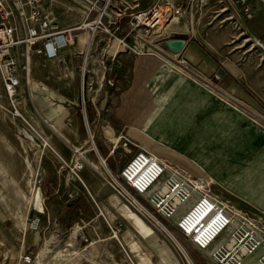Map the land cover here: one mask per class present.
<instances>
[{"label":"rangeland","instance_id":"obj_1","mask_svg":"<svg viewBox=\"0 0 264 264\" xmlns=\"http://www.w3.org/2000/svg\"><path fill=\"white\" fill-rule=\"evenodd\" d=\"M156 2L166 12V22L173 15L170 10L180 9L175 14L179 21L176 29L158 36L156 28L129 25V15L120 26L109 25L104 17L107 28L98 31L92 40L95 48L86 55L92 35L87 27L98 12L88 17L80 0H52L47 7L62 29H76L74 41L67 42L54 58L36 56L31 84L26 83L25 76L14 100L8 97L0 76V264H23L31 253V264H215L131 192L168 227L186 250L192 261L189 263L165 229L140 206L137 208L142 211L134 210L118 195L123 193L116 182L120 171L133 153L147 146L149 138L140 129L129 128L117 113L122 98L134 90L138 60L159 55L171 69L190 76L215 96L238 99L244 106L236 103V107L252 110L247 115L264 131V55L255 41L253 45L245 41L246 23L232 18L214 0H155L153 4ZM210 6L213 9L205 12ZM107 12L111 13V6ZM212 31L241 38L237 44L226 46L224 53L230 57L238 48L233 53L238 66H252L238 79L249 102L224 88L220 80L224 71L222 75L204 76L180 54L182 51L167 47L169 40L186 43L193 40V33L199 36ZM80 35H87L84 50L78 45ZM247 49L252 51L247 54ZM181 60L187 61V69ZM247 79L257 87L253 93L245 87ZM84 109L92 132L87 131ZM107 125L114 130L105 131L111 143L102 132ZM259 134L248 146L244 167L226 172V182L214 180L213 190L264 221V132ZM126 140L131 142V150L121 147L110 155L108 146L114 148L118 141ZM156 145H152L155 151ZM216 151H204L202 156L219 166L224 154ZM169 158L182 166L172 160L174 156ZM77 160L84 163L81 172L73 170ZM37 216L42 217V225L39 231H32L30 223Z\"/></svg>","mask_w":264,"mask_h":264},{"label":"built area","instance_id":"obj_2","mask_svg":"<svg viewBox=\"0 0 264 264\" xmlns=\"http://www.w3.org/2000/svg\"><path fill=\"white\" fill-rule=\"evenodd\" d=\"M112 1L80 0L88 10V17L93 12H98V16L87 27L94 34L93 38L99 30L107 28L103 23L104 17L108 19L109 25H117V20L107 12ZM214 1L224 6V11H229L232 18L241 20L252 19L255 4L264 6V0ZM51 3L52 0H0V76L4 89L12 100L18 96L22 85V70L26 73L24 76L28 73V68L20 67L15 54L19 46L24 47V57L28 64L31 53L48 58L56 57L62 48L57 45L58 37L63 36L71 43L75 39V28L62 29L56 23L53 12L47 7ZM170 12L173 15L169 18L177 17L175 14H179L180 9ZM121 16L122 14H118L117 19ZM129 16V25L143 26L148 30L159 28L166 22V12L160 2ZM96 21L98 23L95 25ZM69 38L70 41L67 40ZM50 45H54L53 54L48 52ZM179 63L188 68L187 61L181 60ZM224 99L238 110L240 109L236 107V103L243 105L234 98ZM249 111L252 112L247 107L242 112L248 114ZM84 112L86 115L85 109ZM253 122L256 123L255 119ZM131 145L127 140L118 141L115 148L110 147V155H114L121 147L129 151ZM83 169V161L77 160L73 170L81 172ZM116 182L125 196L134 199L132 192L143 198L155 214L170 223L197 250L208 254L215 264H264L263 219L238 209L233 203L216 194L211 176L195 175L146 148L133 153ZM164 188L166 191H163ZM174 200H177L176 203ZM147 212L154 221L158 220L151 212ZM176 218L178 219L175 220ZM41 225L42 217L37 216L31 221L30 229L39 231ZM179 248L185 253L186 250L181 244ZM33 261L34 256L31 253L24 258L23 264H31Z\"/></svg>","mask_w":264,"mask_h":264},{"label":"crops","instance_id":"obj_3","mask_svg":"<svg viewBox=\"0 0 264 264\" xmlns=\"http://www.w3.org/2000/svg\"><path fill=\"white\" fill-rule=\"evenodd\" d=\"M154 1L113 0L111 15L117 20L118 26L124 25L123 18L138 10L149 8ZM211 9L213 8L210 6L205 12ZM118 14H122L119 19H117ZM206 21L204 20L203 23ZM242 21L246 23L248 31L245 41L252 42L251 45L255 41L261 48V54L264 55V6L255 4L252 19ZM178 24L179 21L172 23L166 32L176 29ZM196 35L198 34L193 33L192 41L185 39L186 43L180 54L197 66L204 76L212 77L224 71L225 74L220 79L224 88L249 102V99L244 97V90L239 85L238 79L240 74L247 75L252 66L249 68V65H245L243 69L238 66V57L233 54L239 50L238 48L230 57L224 53L226 46L237 44L241 38L239 36L234 38L227 32L214 31ZM86 37L87 35L79 36L78 45L82 50ZM92 47L94 49L95 45L92 44L91 50ZM250 51L252 50L247 49V54ZM15 54L20 67L23 68L22 65L26 64L24 47L19 46ZM36 56L38 54L31 53L28 59L27 84H31L30 73L36 67ZM164 60L159 55L141 57L138 60V78L134 90L122 98L118 117L122 122L129 124V128L145 132L149 138L147 146L151 149L144 147L153 153L167 159L174 156L172 160H177L186 169L193 170V174H207L215 181L226 182L228 179L225 173H230L232 168L244 167L247 160L246 153L250 152L248 146L259 138V132L264 131L246 113L234 108L225 99L215 96L190 76L171 69ZM24 75L22 70V83L25 79ZM247 81L245 87L253 93L257 87L253 82H249V79ZM85 123L87 131L92 132L87 115H85ZM110 129L113 133L114 130L109 125L104 126L102 132L111 143L110 137L105 135V131ZM155 142L157 151L152 149ZM108 149L110 150L109 146ZM214 149L224 154L220 157L224 162H220L219 166L213 163L212 158L202 156L204 151L212 152ZM96 150L98 152V149ZM236 179L238 183L242 182L239 176Z\"/></svg>","mask_w":264,"mask_h":264},{"label":"bare ground","instance_id":"obj_4","mask_svg":"<svg viewBox=\"0 0 264 264\" xmlns=\"http://www.w3.org/2000/svg\"><path fill=\"white\" fill-rule=\"evenodd\" d=\"M98 20V19H97ZM174 22H178V17H171L170 19H169V21L168 22H165L164 23V25H163V27L162 28H156L157 29V31H156V33H157V35L158 36H160V35H162V34H164L165 32H166V30H167V28L172 24V23H174ZM98 23V21H96L94 24L96 25ZM95 29H96V26H94V28H93V30L95 31ZM159 30H161V32L159 31ZM93 36H94V34L92 33V35H91V38L89 39V41H88V43H87V46H86V55L88 54V52H89V50H90V46H91V44H92V40H93ZM66 38L65 37H63V36H60V37H58L57 38V45L59 46V47H63V46H65L66 45ZM48 52L50 53V54H53V52H54V45H50V46H48ZM85 60H87V58H85ZM85 65H86V62H85ZM28 76V75H27ZM116 147V145L114 146V148ZM141 149H145L144 147L142 148L141 147ZM163 191H166V188H164L163 189ZM119 193V192H118ZM132 209H134V210H137L138 208V206H140L143 210H144V212H146L147 214H148V212H147V210H146V208L138 201V200H136L135 198L133 199V198H128L127 196H125V195H121L120 193L118 194ZM176 201L177 200H174V202L176 203ZM142 209L140 210V209H138V211H142ZM155 224H159L163 229H165L170 235H171V237L177 242V244L179 245L180 243L176 240V238L172 235V233L162 224V223H160L158 220L157 221H155ZM155 224H153V225H155ZM74 235H78L77 234V232H75L74 233ZM184 252V251H183ZM185 254L186 255H188L187 253H186V251H185ZM188 257V256H187ZM188 259L190 260V262L192 263V261H191V259L188 257ZM193 264V263H192Z\"/></svg>","mask_w":264,"mask_h":264},{"label":"water","instance_id":"obj_5","mask_svg":"<svg viewBox=\"0 0 264 264\" xmlns=\"http://www.w3.org/2000/svg\"><path fill=\"white\" fill-rule=\"evenodd\" d=\"M184 46H185V41H183V40H173V41H169V42H167V47H168L169 49H171V50H175V51H177V52L181 51V50L183 49ZM93 145H94V148L96 149V145H95V143H93ZM96 151H97V150H96ZM97 153H98V152H97ZM98 156H99L100 160L102 161V163L105 164L104 160H103L102 157L99 155V153H98ZM184 254H185V253H184ZM185 256L187 257L188 255L185 254ZM187 259H188V257H187ZM188 261H189V259H188ZM189 263H190V261H189Z\"/></svg>","mask_w":264,"mask_h":264}]
</instances>
